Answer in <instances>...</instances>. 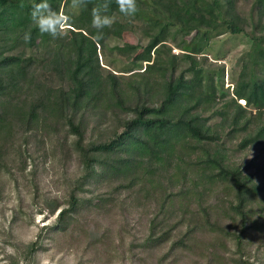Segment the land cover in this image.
Masks as SVG:
<instances>
[{"label":"trees","instance_id":"1","mask_svg":"<svg viewBox=\"0 0 264 264\" xmlns=\"http://www.w3.org/2000/svg\"><path fill=\"white\" fill-rule=\"evenodd\" d=\"M240 1L137 0L125 17L111 0L114 23L97 40L91 9L102 0L80 9L48 0L71 17L67 35L33 28L25 43L41 0H0V172L14 160L36 166L47 138L51 153L73 152L80 163L65 200L45 196L41 211L56 217L14 250L13 264L35 261L45 229L70 231L117 206L127 224L131 214L144 219L131 264L154 249L159 264L184 253L205 264H264V157L239 158L264 148V0H244L246 10ZM225 33L249 37L228 70L210 54Z\"/></svg>","mask_w":264,"mask_h":264},{"label":"rangeland","instance_id":"2","mask_svg":"<svg viewBox=\"0 0 264 264\" xmlns=\"http://www.w3.org/2000/svg\"><path fill=\"white\" fill-rule=\"evenodd\" d=\"M239 4L241 9H247L246 1L242 0ZM249 30L251 32V29ZM127 39L135 41L131 35ZM248 47L247 35L225 33L213 41L210 54L213 57L215 55L224 57L228 70L237 64ZM179 51L177 47L172 48L174 53ZM231 81V76L227 72L224 85L230 86ZM241 102L245 104L244 101ZM220 123L224 124V119H221ZM242 136L240 133L233 139L234 144ZM47 141L45 154L35 155L36 166L31 164L29 158L26 168H23L18 160H14L10 163L9 171L0 172V264L16 262L12 257L14 250L19 247L22 251L24 244L36 239L43 225L49 226L53 223L56 214L50 215L47 210L41 211L45 196L65 200L69 186L67 177H72L80 171L79 160L73 152L66 156L58 152L51 153L50 140L47 138ZM263 157L264 148L258 146H249L239 153V158L256 163L258 158ZM131 215L127 224L120 207L117 206L105 215L88 213L86 217L78 220L77 227L70 231L57 232L45 229L43 246L32 264H131L132 233L136 231V227H142L144 223L143 218L137 219L138 213ZM90 222L97 223L99 231L97 235L89 236L84 232L86 227L83 225L90 226ZM161 254L160 249H154L142 258H137L135 263L159 264ZM186 255L184 253L180 256L177 264H205L202 259Z\"/></svg>","mask_w":264,"mask_h":264},{"label":"clouds","instance_id":"3","mask_svg":"<svg viewBox=\"0 0 264 264\" xmlns=\"http://www.w3.org/2000/svg\"><path fill=\"white\" fill-rule=\"evenodd\" d=\"M88 3V0H71L72 9H80ZM111 0H102L91 9V27L96 29V39L103 38V30L111 28L114 17L109 15ZM118 10L125 17H134L138 12L137 0H115ZM23 6V5H21ZM31 23L24 32L22 39L25 43L32 38V29L35 28L41 34H48L52 38H63L67 35L68 25L71 17L67 15L63 8L54 9L48 0L32 5L30 12Z\"/></svg>","mask_w":264,"mask_h":264}]
</instances>
